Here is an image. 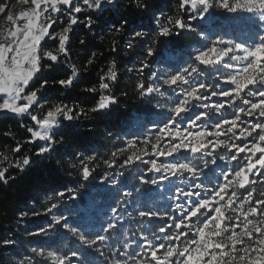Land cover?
<instances>
[{
    "label": "snow or ice",
    "instance_id": "1",
    "mask_svg": "<svg viewBox=\"0 0 264 264\" xmlns=\"http://www.w3.org/2000/svg\"><path fill=\"white\" fill-rule=\"evenodd\" d=\"M24 3L28 4L29 0ZM116 6V0H30V6L17 14L6 3L0 2V14L6 21L0 28V112L16 116L30 114L42 99L40 89L47 90L48 80H42L38 88L28 89L44 68L59 74L61 56L66 58L69 54L73 26L83 23L91 30L105 12ZM135 6L142 13L148 12L149 8L156 9L150 0H135ZM212 9L247 14V21L256 29L251 42H237L216 35L207 46L189 54L186 66L167 72L163 68L152 71L150 83L141 79L136 85L141 97L158 96L160 100L155 107L167 110L166 122L152 125L157 129L154 141L145 136L142 143L150 145L151 153L156 157L176 158L175 162L166 164H158L156 159L145 161L151 166L148 171L165 175L150 180L140 175L139 182L141 185H158L169 177L187 178V191L176 186L175 194H170L171 210L181 215L172 216L167 210L161 213L152 208L141 210L143 201L137 202L132 211L139 217L162 216L171 223L160 226L156 231L163 235L153 233L154 239L145 234L141 224L139 239L133 240L127 230L117 231L121 222H126L124 214L132 215L127 206L133 202L127 198L133 192L125 189L115 200L116 206L110 208V219L98 232L89 235L79 226H73L67 215L54 212L61 207L65 192H71L69 189L58 191L46 196L47 206L42 213H33L35 216L49 215L50 220L37 225L28 235L52 239L50 234L62 228L80 242L81 248L65 253L51 245L30 247L16 254L14 264H97L94 257L97 254L105 257L106 252L111 258L106 257L102 264H264V0H179L175 15H166L156 9L151 19L156 22V37L178 36L184 30L197 31L193 22L206 20ZM61 16L67 17V23L56 31ZM131 23L124 18L121 28ZM112 30L119 32L121 29ZM147 35L132 29L133 39L143 40ZM198 35L202 40H209V34L202 28ZM46 38L58 41L54 50L42 51L41 42ZM128 46L132 47V43ZM156 51L155 47L146 49L144 59L136 69L141 75L149 69L148 58ZM225 58L240 66L234 68L232 63L225 62ZM44 60L49 63L44 64ZM92 62V59L88 60L89 64ZM220 65L233 70L222 74ZM70 67L71 75L54 80L61 88L71 87L78 78L77 67ZM212 72L216 74L215 79ZM118 75L113 63L100 77L99 89L102 92L108 90V82L116 81ZM221 81L227 87H222ZM85 91L96 92L97 88L93 86ZM212 97L224 99L213 101ZM117 102L115 95L101 94L89 111L109 109ZM227 108L233 111L226 116ZM86 114L84 109L76 111L61 101L49 106L42 118L32 115L36 127L27 129L31 134L28 142H44L37 147L36 155L44 157L64 146L60 129L71 131L74 125L63 124L61 117L63 121L72 122ZM57 135L61 139L57 140ZM137 140L138 137L133 136L127 140L126 148L118 150L119 153L131 152L120 166L122 169L141 160L142 153L146 154V149L132 151L137 149ZM161 141H165V147H161ZM21 150L19 143L11 149L13 153ZM77 156L80 157L79 175L87 180L94 171L90 163L96 157L79 153ZM116 156L117 152H113L104 164L112 168L117 163ZM200 159L203 160L202 168L196 162ZM3 160L7 162V167H0V181L4 183L8 182L9 168L23 170L32 163L29 155L14 160L4 156ZM218 160L225 161L224 165L218 164ZM208 173L215 175V183ZM118 175L124 173L121 171ZM101 179L107 182L109 173L105 172ZM111 183L117 185L118 181L112 179ZM134 191L138 196L141 194L140 188H134ZM181 198L183 202H180ZM27 215L21 213V216ZM173 229L177 231L173 232ZM190 233L192 238H189ZM119 236L123 239H118ZM182 237L183 245L171 243ZM0 246L15 248L16 241L4 238Z\"/></svg>",
    "mask_w": 264,
    "mask_h": 264
},
{
    "label": "trees",
    "instance_id": "2",
    "mask_svg": "<svg viewBox=\"0 0 264 264\" xmlns=\"http://www.w3.org/2000/svg\"><path fill=\"white\" fill-rule=\"evenodd\" d=\"M178 2L179 0H150V3L156 5V9L163 11L166 15L177 13ZM116 3L117 6L105 12L103 18L97 21L96 26L91 30L83 23L73 26L68 45L69 54L66 58L61 56L59 74H53L44 68L34 78V82L28 89L31 91L38 88L39 83L47 79V90L40 89L42 101L50 106L62 101L69 107H74L76 111L84 109L87 113L72 122L63 121L61 118L63 124L74 125L71 131L60 129L63 133V147H58V151L50 152L44 157L37 156V147L40 145L36 141L28 142L31 134L27 129L32 127L29 117L0 115V167H7V162L3 160L4 156H7L9 160L20 159L24 155L32 158L31 165L23 170L9 168L7 183L0 181V241L4 238L16 241L15 248L0 246V264H14L16 254L30 247L51 245L65 253L81 248L80 242L62 228L50 234L52 239L46 236L28 235L36 230L37 225H43L50 220L49 215H33L34 212H43V208L47 206L45 198L48 195L66 189L71 190V192H65L61 207L54 210L57 214L67 215L76 205L84 203V197L91 196L93 190L99 189L101 183L105 182L101 179L105 172L111 177L118 175L121 171L124 173L121 176L122 188H140L142 194H147L149 191L151 184L141 185L139 176L143 175L146 180H150L153 178V172L148 170L143 172L146 167L144 164L138 166V161L122 169L120 166L131 152H118L119 149L126 148L128 139L135 136L138 137L137 149L132 151L146 149V154H141L144 159L154 156L150 145L142 143L145 136L154 141L155 135L153 130L146 128L150 121L149 106L145 101L146 97L139 95L136 85L141 79L146 84L151 82L149 77L162 59V50L165 47H168L171 53L186 52L187 50H184L186 46L198 44L200 37L198 31L201 28L205 30V26L197 20L193 22L197 31L184 30L178 36L156 37V22L151 19L156 9L149 8L148 12L142 13L136 8L135 0H116ZM124 18L132 23L121 28ZM80 20H84L83 15L80 16ZM113 28L121 30L115 32ZM133 28L136 31H144L148 35L143 40L133 39ZM130 42L132 47L128 46ZM56 47L57 41L46 39L42 42L43 50H54ZM148 47H155L157 51L153 57L148 58L151 62L150 67L141 75L136 69L139 68L140 61L144 59ZM89 59L93 60L91 64L88 63ZM43 63L49 62L44 60ZM113 63L117 66L118 79L109 81L110 88L102 92L99 89L100 77ZM70 65L77 67L78 78L71 87L61 88L54 83V80L71 75ZM93 86L97 88L96 92L85 91ZM101 94L115 95L118 102L111 105L109 109L89 111L96 105ZM230 111L227 108L226 116L231 114ZM137 117H141L142 120L139 130H135L134 125ZM56 139H61V136L57 135ZM18 143L22 150L13 153L11 149ZM113 152H117V163L112 168H108L104 161L111 158ZM77 153L81 156L95 155L96 157L90 163L94 171L87 180L79 175L80 157ZM21 213H28V215L21 216ZM88 234L92 235L94 232L89 231ZM108 254L106 252V256ZM94 258L96 261L102 259L98 254Z\"/></svg>",
    "mask_w": 264,
    "mask_h": 264
},
{
    "label": "rangeland",
    "instance_id": "3",
    "mask_svg": "<svg viewBox=\"0 0 264 264\" xmlns=\"http://www.w3.org/2000/svg\"><path fill=\"white\" fill-rule=\"evenodd\" d=\"M247 14L245 13H228L226 11H222L219 9H212L210 14L208 15L206 20L200 21L205 26V31L209 34V40L205 41L202 40L201 37H199L198 44L192 45V46H186L184 50H187L184 53H181L180 51L176 53H171L168 47H165L162 50V59L158 62L156 67H154L153 71L163 68L165 72H167L169 69H176L179 67L186 66L187 61H189V54H194V51L201 46H207L208 43H210L211 39H215L216 35H222L225 37V39H234L237 42H251L252 36L255 33L256 29L247 21L246 19ZM67 23V17L61 16L59 19L58 24L56 25L55 30L59 31L60 28H62ZM47 40H52L51 38H46ZM43 42V41H42ZM41 42V43H42ZM58 45V41H57ZM55 49V48H54ZM42 51H47L43 50ZM241 54V53H236ZM225 62L232 63L234 68L239 67V63L235 61H229L228 58H225ZM221 70L222 74H227L228 72H231L233 69H227L224 68L223 65L218 66ZM212 78H216L215 72H212ZM222 87H227L226 84L221 81ZM224 98L222 97H212L213 101H221ZM160 100V97L153 96V97H146L147 104L149 106V114H150V121L148 125L146 126L147 130H153L152 132L156 133L157 129L153 128V123L160 124L161 121L166 122L167 117V110H161L160 108H156L155 104L156 102ZM163 102V101H161ZM50 105L46 104L42 99H40L39 103L36 104L30 111V114H25L24 116L29 117L31 126L36 127L35 121L31 119L32 115H36L40 118L43 117V115L46 113ZM230 109V113L233 111L232 108ZM62 118V117H61ZM60 118V119H61ZM247 119V118H246ZM141 117H137L135 119V130H139V125L141 124ZM162 126V125H161ZM134 130V131H135ZM195 131V129H193ZM168 138H165V141H167ZM165 141H161V147H165ZM40 146L43 145V141H36ZM184 155H188L187 153H183ZM221 154H224L223 152ZM149 159H156L158 164H166L175 162L174 157H156L153 156ZM149 159L142 158L138 161V166H141L142 164L145 165L146 169L143 171L145 172L148 170L151 166L146 164L145 161H148ZM211 159V158H208ZM243 159V157H241ZM199 167H203V160H197ZM218 164L221 166L224 165L225 161H217ZM235 164V162H233ZM210 167H214L213 165H210ZM226 170V169H225ZM205 172H207V169H204ZM142 172V174H143ZM219 169L216 170V174H218ZM153 178H159L160 175H165V173H152ZM209 179H212L213 183H215V175L213 173H208ZM115 179L118 181L117 185H113L111 183V180ZM207 184V180L205 181ZM188 184L187 178L184 180H181L178 177H169L167 180L161 181L158 185H150L149 191L147 194H140L139 196L134 191V189L129 188H122L123 180L120 175H113L110 177L109 181L101 183L99 189L93 190L91 196L84 197L85 201L81 205H76L75 208H72L70 212L67 213V216L69 217V222L73 224V226H79L82 231L89 232L92 231L94 233L98 232L101 225L105 224L106 221L110 219L111 212L110 208L116 206L115 200L120 198L123 191L127 189L128 191H132L133 195L131 197H128L127 199L132 201L133 203L128 205V211L132 213L131 216H128L127 214L123 213V210L121 209V213L125 215V221L121 222V227L117 229L118 232H123L127 230L129 238L133 240L139 239V229L141 227V224H143L146 232L145 234L149 236L150 239H154L153 233L155 235H163L156 231L160 226H163L164 224L171 223L170 220H168L167 217L157 216L154 218H141L139 217L136 212H133L132 209L135 207V204L139 201H143V207L141 210H147L148 208H152L154 211L159 210L161 213L165 210L169 211V214L172 216H179L181 215L178 212H174L171 210L170 205L172 203L170 199V194H175V188L176 186L181 187L184 191H187L186 185ZM211 185H209L210 187ZM109 189V190H108ZM183 202V198H181V201ZM173 232L177 231L175 229L172 230ZM132 233H136V235H132ZM171 234V233H169ZM118 239H123L122 236L117 237ZM189 238H192L191 233L189 234ZM142 243V241H141ZM167 243V242H166ZM171 243H176L183 245L184 244V238L182 237L180 241H173ZM115 246V245H114ZM135 248V245H133ZM136 251H140L139 248H136ZM111 258L110 255L105 257H101V260L97 261V264H102L103 260L105 258Z\"/></svg>",
    "mask_w": 264,
    "mask_h": 264
},
{
    "label": "crops",
    "instance_id": "4",
    "mask_svg": "<svg viewBox=\"0 0 264 264\" xmlns=\"http://www.w3.org/2000/svg\"><path fill=\"white\" fill-rule=\"evenodd\" d=\"M0 2L6 3L9 6V9L12 12L17 13V14L20 11L30 6V0L28 4H25L24 0H0ZM20 23H23V21H21ZM5 25H6V21L4 19V15L0 14V28H3ZM3 114H10V113L0 112V115H3Z\"/></svg>",
    "mask_w": 264,
    "mask_h": 264
}]
</instances>
